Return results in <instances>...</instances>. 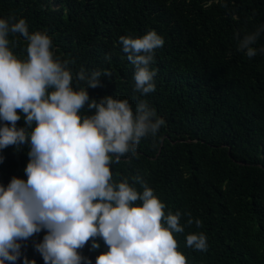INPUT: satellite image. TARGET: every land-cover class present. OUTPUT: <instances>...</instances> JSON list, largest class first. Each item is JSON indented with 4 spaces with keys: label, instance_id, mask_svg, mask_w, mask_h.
Returning a JSON list of instances; mask_svg holds the SVG:
<instances>
[{
    "label": "trees",
    "instance_id": "obj_1",
    "mask_svg": "<svg viewBox=\"0 0 264 264\" xmlns=\"http://www.w3.org/2000/svg\"><path fill=\"white\" fill-rule=\"evenodd\" d=\"M7 17L25 19L30 33H46L74 78L81 70L110 72L100 87L87 89L90 99L128 100L133 111L144 100L164 120L155 137L142 138L110 171L114 182L126 178L142 192L140 177L166 214L181 213L185 231L174 238L187 264H264V54L248 58L235 39L264 25V0H0V18ZM152 30L165 43L151 65L155 91L141 96L119 38ZM8 38L14 55L26 60L27 41ZM253 47L264 48V32ZM93 112L85 106L80 114ZM25 126L21 114L17 127ZM29 150H0V184L27 180ZM187 213L202 227L188 226ZM201 232L208 250L186 247V236ZM45 234L21 242L16 264H44L34 244ZM97 242L98 250H90L91 241L80 250L92 264L108 250Z\"/></svg>",
    "mask_w": 264,
    "mask_h": 264
},
{
    "label": "clouds",
    "instance_id": "obj_2",
    "mask_svg": "<svg viewBox=\"0 0 264 264\" xmlns=\"http://www.w3.org/2000/svg\"><path fill=\"white\" fill-rule=\"evenodd\" d=\"M262 32L264 25L243 38L235 34L237 51L250 59L264 54V48L253 47ZM10 34L27 41L26 60L10 50ZM119 43L135 66L134 92H154L157 70L151 65L163 37L152 30L135 38L121 36ZM51 49V38L30 33L25 19L0 18V150L25 144L30 149L27 180L13 177L7 187L0 184V264H16L21 242L41 231L46 234L34 248L44 264H92L80 250L89 241L90 250H98V238L108 250L95 264H187L174 238L185 231L181 213L166 214L165 204L140 177L135 182L142 192L126 178L114 182L110 171L113 162L135 153L142 138L155 137L164 120L144 100L133 111L128 100L90 99L87 89L100 87L101 75L111 73L88 76L81 70L74 78L67 61ZM85 106L94 110L92 115L80 114ZM21 114L26 126L18 128ZM187 215L188 226L202 227ZM186 247L206 252L207 238L190 233Z\"/></svg>",
    "mask_w": 264,
    "mask_h": 264
}]
</instances>
